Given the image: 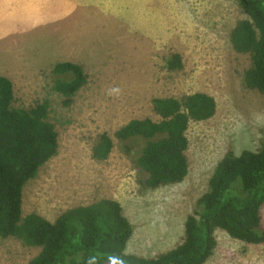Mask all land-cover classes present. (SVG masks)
Here are the masks:
<instances>
[{
  "label": "rangeland",
  "instance_id": "obj_1",
  "mask_svg": "<svg viewBox=\"0 0 264 264\" xmlns=\"http://www.w3.org/2000/svg\"><path fill=\"white\" fill-rule=\"evenodd\" d=\"M246 17L236 0H0V74L13 81L18 106L51 99L60 133L59 154L24 188L23 213L54 221L66 209L111 197L135 227L128 252L154 257L178 246L217 163L264 141V93L245 83L251 57L231 39ZM175 54L181 70L169 68ZM59 61L81 64L88 75L69 106L53 91ZM112 87L121 89L118 97L107 95ZM195 92L213 96L217 109L190 121L182 182L143 192L135 151L118 144L107 160L92 158L100 133L114 137L136 118L160 121L154 98ZM215 236L205 264H264V242L247 243L221 228ZM39 251L0 237V264H27Z\"/></svg>",
  "mask_w": 264,
  "mask_h": 264
},
{
  "label": "trees",
  "instance_id": "obj_2",
  "mask_svg": "<svg viewBox=\"0 0 264 264\" xmlns=\"http://www.w3.org/2000/svg\"><path fill=\"white\" fill-rule=\"evenodd\" d=\"M247 14L232 31L237 52L248 53L251 65L245 83L264 93V0H236ZM181 70V55L169 60ZM53 91L69 106L87 83L81 64L59 61L53 68ZM153 107L161 116L132 119L115 131L100 133L92 158L107 160L116 144L130 154L139 172L143 192L180 183L189 173L186 134L191 120L211 118L217 109L213 96L195 92L178 97H156ZM52 100L21 107L16 104L13 81L0 74V237L15 238L40 248L27 264H85L90 254L104 264L110 253L127 264H205L217 247L215 231L251 244L264 242V141L258 150L227 152L217 163L207 191L186 218L183 241L154 257L127 251L135 227L120 201L101 197L64 210L54 221L39 212L23 213L26 184L60 151L59 130L51 119ZM116 139V141H114Z\"/></svg>",
  "mask_w": 264,
  "mask_h": 264
},
{
  "label": "clouds",
  "instance_id": "obj_3",
  "mask_svg": "<svg viewBox=\"0 0 264 264\" xmlns=\"http://www.w3.org/2000/svg\"><path fill=\"white\" fill-rule=\"evenodd\" d=\"M120 93L121 89L119 87H112L107 90L109 96L118 97ZM85 264H100V257L96 254H90L85 259ZM104 264H127V262L122 255L110 253L105 257Z\"/></svg>",
  "mask_w": 264,
  "mask_h": 264
}]
</instances>
